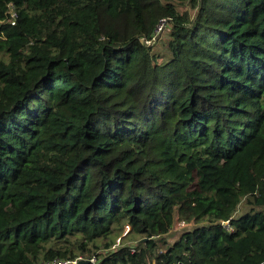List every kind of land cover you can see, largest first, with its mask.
Segmentation results:
<instances>
[{"label": "trees", "instance_id": "16d2710c", "mask_svg": "<svg viewBox=\"0 0 264 264\" xmlns=\"http://www.w3.org/2000/svg\"><path fill=\"white\" fill-rule=\"evenodd\" d=\"M79 255L264 264V0H0V264Z\"/></svg>", "mask_w": 264, "mask_h": 264}, {"label": "built area", "instance_id": "2783aa9c", "mask_svg": "<svg viewBox=\"0 0 264 264\" xmlns=\"http://www.w3.org/2000/svg\"><path fill=\"white\" fill-rule=\"evenodd\" d=\"M8 12H9V16H8L7 20L9 21V23L11 25H13V24H15L16 12H15L12 4H9ZM161 23H160V25H158V27L156 29V35L160 32V31L158 32V30L160 29ZM181 222L183 224L185 221L184 222L181 221ZM220 223L227 230H231L232 229V227L229 224V219L221 220ZM128 229H129V226L125 225L124 233ZM117 240H119V238ZM130 250L133 252L134 248H131ZM81 259H88V264H97L98 263L97 257L95 255H92L89 258L79 255V256H76V257H74L72 259H59V258H56V259H53V260L42 261L39 264H77V262L79 260H81Z\"/></svg>", "mask_w": 264, "mask_h": 264}, {"label": "rangeland", "instance_id": "374dc122", "mask_svg": "<svg viewBox=\"0 0 264 264\" xmlns=\"http://www.w3.org/2000/svg\"><path fill=\"white\" fill-rule=\"evenodd\" d=\"M158 32H159V30H158ZM187 204L190 205L191 203L186 202V201L185 202L179 201V207L178 208L181 209L183 205H187ZM181 221L182 220L180 219V217L176 214L174 217L172 228H171L170 232L166 235V238H165V240L168 243H172L179 235H181V233L184 231V229L193 225L192 222H186V221L184 222L183 221L184 223L182 224Z\"/></svg>", "mask_w": 264, "mask_h": 264}, {"label": "water", "instance_id": "95a60500", "mask_svg": "<svg viewBox=\"0 0 264 264\" xmlns=\"http://www.w3.org/2000/svg\"><path fill=\"white\" fill-rule=\"evenodd\" d=\"M166 23V20H162L161 26L159 31H161ZM158 35V34H157ZM145 238L139 240L137 243H140V241L144 240ZM77 264H88V259H81L77 262Z\"/></svg>", "mask_w": 264, "mask_h": 264}]
</instances>
